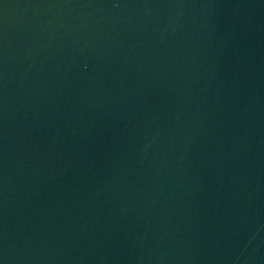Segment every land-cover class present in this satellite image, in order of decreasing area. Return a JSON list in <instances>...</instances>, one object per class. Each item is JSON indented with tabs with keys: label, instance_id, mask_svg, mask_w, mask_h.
<instances>
[{
	"label": "water",
	"instance_id": "obj_1",
	"mask_svg": "<svg viewBox=\"0 0 264 264\" xmlns=\"http://www.w3.org/2000/svg\"><path fill=\"white\" fill-rule=\"evenodd\" d=\"M0 264H264V0H0Z\"/></svg>",
	"mask_w": 264,
	"mask_h": 264
}]
</instances>
